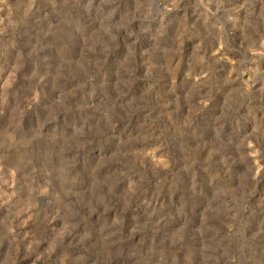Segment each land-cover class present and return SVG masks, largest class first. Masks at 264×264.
Masks as SVG:
<instances>
[{"label":"rangeland","instance_id":"obj_1","mask_svg":"<svg viewBox=\"0 0 264 264\" xmlns=\"http://www.w3.org/2000/svg\"><path fill=\"white\" fill-rule=\"evenodd\" d=\"M0 264H264V0H0Z\"/></svg>","mask_w":264,"mask_h":264}]
</instances>
